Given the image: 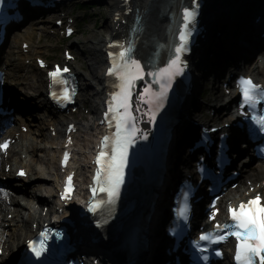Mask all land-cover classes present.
Wrapping results in <instances>:
<instances>
[{"label":"snow or ice","instance_id":"6c2138e0","mask_svg":"<svg viewBox=\"0 0 264 264\" xmlns=\"http://www.w3.org/2000/svg\"><path fill=\"white\" fill-rule=\"evenodd\" d=\"M2 3L3 0H0V4ZM197 8L198 4L194 8L183 9L182 30L179 32V43L174 46L172 58L165 67L157 68L156 71L151 73L159 85V90L154 91L151 87L144 90L147 96L146 102L149 105H154L156 109L162 106L173 80L176 76L181 75L184 67H186V62L181 59V56L188 50L191 25L195 22ZM139 30L138 27L133 29V32ZM119 47L118 56L110 54L113 55V63L108 70V74L115 76L118 81L114 85L118 88V91L112 94V101H115V104L109 103V112L113 113L112 119L109 120V126H112L114 120L115 132L111 136L104 137L103 148L96 160L100 167L97 169L95 181L99 186V191L106 193L108 199L91 203L89 209L92 212H96L105 204H113L118 198L120 186L124 182V169L127 166L129 149L135 143L137 133L140 131L136 125V117L133 116L130 110L129 99L135 81L143 78L144 66L139 60L133 58L134 42H129L127 46L119 45ZM67 72H69L68 68L60 69L57 67L49 75L53 78L54 83L67 85L68 81L62 78V74ZM239 85L242 92V106L247 105L255 112L261 101H264V86L253 82L251 78L243 77L239 81ZM52 95L54 99L58 98L55 92ZM59 99H71V92L68 87H64ZM148 116L150 120H154L155 111L150 108ZM251 119L258 125L259 131L264 132V115L253 114ZM143 138L147 139V136L145 135ZM0 148L7 150L8 142L0 145ZM65 160H67V155ZM20 175H24V173L21 172ZM70 184L71 177H69V186ZM96 191L97 188H93V193ZM64 195L67 196V190ZM261 201L262 198L256 196L246 203L241 202L237 208L229 209L232 223L224 225V228L229 230L227 235L235 236L238 241L235 255L237 264H264V203ZM185 214L186 212H181L182 216ZM217 228H220V226L217 225ZM214 235L215 239L213 238ZM225 238V235L217 232L215 234H202L199 240L216 243ZM194 245L201 253L206 251L205 248L200 247L199 241H195ZM29 246L37 257H40L46 250L43 239L40 241L39 247H36L33 241L29 242ZM220 254L217 252V255ZM202 258L204 260L208 259L207 256Z\"/></svg>","mask_w":264,"mask_h":264},{"label":"bare ground","instance_id":"6f19581e","mask_svg":"<svg viewBox=\"0 0 264 264\" xmlns=\"http://www.w3.org/2000/svg\"><path fill=\"white\" fill-rule=\"evenodd\" d=\"M104 1H106L107 4L112 5V7L110 9L111 20H109V22H107V26L111 27L113 33H118L124 27L123 24H120L121 21L117 19L118 14H119L118 12L123 11V8L120 6V1L119 0H104ZM249 1L252 3V0H249ZM136 2H137V5L139 6V12L143 15V17L145 19L144 25H145L146 29L144 30V36H143L144 42L142 43L141 51L143 52V50H144L146 52L149 49V43L146 42L147 37H152V38L157 39L159 41L166 40V38H167V27L169 25V20L166 16V13L171 12L174 5L171 4L172 0H136ZM250 5L251 4L247 5V7ZM216 10H217V16H220V17H217L216 19H220L219 25L221 27H224V29H223L224 38L228 34V24L229 23L234 22L233 27H232L233 33L240 29V28H237V26L241 27V25H242L241 20H243V18L241 16H239V14L236 12L233 3H229L228 9H226L221 4H219L218 7H216ZM129 17L130 16H128L127 19H129ZM120 18H122V16ZM147 28H149L148 31H147ZM107 41H108L107 37L105 36V34L103 32H100V34H98L96 36L95 40L93 41L94 44L92 47H94L96 49L98 47L97 50H98L99 55H98V57L92 59L93 62L90 64V70H91L90 72L91 73L88 74V76H86V82H85L86 87L92 88L94 90L93 96H99L101 94H104V91H105L107 83H108L106 77L104 76L105 71L104 70H102L101 72L99 71V69L101 68V66L103 64L102 57H101L102 56L101 51L105 47ZM223 41H224V39L218 40V41H216L215 44H217V46L220 48L221 43ZM217 54L218 55L215 57V65H214L213 70L216 73V75H218V77H219L221 72H222L221 71L222 67L224 65L223 62L224 61H225L224 63L228 62L230 56L233 55L234 52H232V53L227 52V48L225 47L224 49L221 48L219 51H217ZM202 57L206 58V52L202 53ZM15 64H16V62L14 59L9 60V66L10 67H16ZM202 64L205 65L206 62H203ZM199 67L202 68L201 65H199ZM249 71L252 73H255L256 75H263L264 76V70L261 71L260 69H258L257 66H251ZM39 83H40V81L34 82L33 86H38ZM96 108H98V106H96ZM84 127L89 128L87 125H85ZM89 129H92V128H89ZM94 130H96V129H94ZM86 140L89 141L90 137H87ZM180 141H185V139H181ZM52 146H53L52 151L56 152L57 148L54 147L56 145L52 144ZM86 149H88V150L86 151ZM27 151L30 154H37L39 152V150L33 145L28 147ZM85 151H86V153H89L90 149L88 148V146H84L83 152H85ZM35 164L36 163H32L29 165V167L31 169L30 170L31 171L30 181L36 180V178L44 177V175H45V173L43 171L38 173V171L35 169ZM176 164H172V168H174L173 169L174 172L179 170V165L181 163H179V161L177 160ZM48 167L51 170L57 169V164L55 163V161L52 158L48 159ZM243 173L247 178L255 180V183L260 182L258 180V178H260V176H261V179H262V177L264 175V165H258L255 167L244 168ZM258 191H260L259 196L261 198H264V190H262V191L258 190ZM35 199H37V198H35ZM35 199H34V201H35ZM262 200H264V199H262ZM22 210L27 212V216H29L28 218L24 217V215L22 214ZM6 211H7V214L10 212L14 213L15 216H14L13 221H15L17 223V227L14 230H12V232L8 236L6 235L5 230L3 232H0V244L7 246V249H11L12 254H17V249L24 244V241L26 239H29V237L31 238L34 235V232L31 230V227H32L31 222L35 221V220L36 221L42 220V215L39 211L34 210L33 205H31V204L27 203V204H25V206L21 207L20 201L14 197H12L10 199V202L7 203L5 200H3V196L0 193V227L1 228H5L6 223L9 222L6 215L4 216V213ZM166 214H167V210L163 209L160 212L158 219H159V217L164 218ZM13 221H11V222H13ZM29 221H31V222H29ZM158 224H159V221L156 222L155 230L157 232H158ZM158 238L155 240L156 243L154 244L155 245L154 250L157 249ZM1 260L2 261L7 260L5 255H3L1 257Z\"/></svg>","mask_w":264,"mask_h":264},{"label":"rangeland","instance_id":"374dc122","mask_svg":"<svg viewBox=\"0 0 264 264\" xmlns=\"http://www.w3.org/2000/svg\"><path fill=\"white\" fill-rule=\"evenodd\" d=\"M107 9L108 5L106 3L96 6L95 12L97 13L92 16V20L90 22V28H92L93 34L84 35V40H94L96 36L100 34V32H103L104 34L107 33L108 28H105V25L109 19ZM89 43L91 44V42ZM100 70L102 71V69ZM82 135H85V133L82 132ZM83 139L85 140L86 144H90V141H87L85 136H83Z\"/></svg>","mask_w":264,"mask_h":264}]
</instances>
